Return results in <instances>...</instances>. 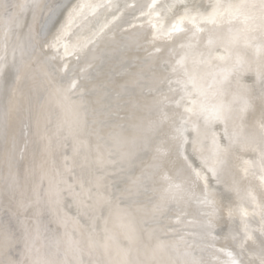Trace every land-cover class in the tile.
<instances>
[{"label": "snow or ice", "instance_id": "obj_1", "mask_svg": "<svg viewBox=\"0 0 264 264\" xmlns=\"http://www.w3.org/2000/svg\"><path fill=\"white\" fill-rule=\"evenodd\" d=\"M28 6L0 0V34L5 42L17 23L16 10ZM31 6L40 5L33 0ZM185 21L191 27L184 26ZM172 33L184 35L176 37L183 41L180 50L173 47L165 61L168 74L153 73V79L143 83L140 76L131 79L115 98L97 101L100 107L93 110L91 121L71 99L84 87L80 78L54 82L46 69L42 71L48 77L49 96L62 116L55 121L43 113L33 118L20 90L23 76L15 64V50L11 64L0 56V77L10 68L16 71L12 84L3 85L5 103L0 111V211L6 215L0 216V264H208L192 251L201 248L199 241L189 242L184 236L165 241L159 236L165 229L152 226L161 224L173 205L192 203L201 206L206 219L199 233L186 235L209 239L211 243L204 247L224 252L226 264H264V197L258 201L249 190L242 199L252 205L251 211L243 203L234 206L230 194L239 197L238 183L225 180L235 176L236 162L243 159L239 152L257 153L255 160L244 163L253 175L256 170L264 174V0L211 4L191 0L184 4L179 21L163 34L171 37ZM158 83L167 84L166 93ZM129 87L139 89L138 94L130 93ZM32 135L38 137L39 146L32 167L24 169L22 183L20 160ZM21 137L24 148H20ZM209 139L211 149L205 155ZM222 139L227 143L221 144ZM189 145L194 160L188 155ZM173 153L183 161L181 167L176 166ZM141 154L150 163L141 162L136 174L134 162ZM243 171L247 175L249 168ZM34 173L39 183L33 182L32 195L26 196L24 190ZM260 178L264 180V175ZM142 196L150 209L140 203ZM41 204L53 209L57 222L65 227L63 248L57 238L54 251L40 254L36 249L35 258L11 259L9 254L20 243L31 251L32 222L42 212ZM72 206L77 209L75 216L65 211ZM225 210L229 218L234 213L259 216L260 227L253 230L242 221L241 238L224 223ZM176 222H181L179 217ZM69 223L75 236L67 231ZM229 239L232 248L216 246V241Z\"/></svg>", "mask_w": 264, "mask_h": 264}, {"label": "bare ground", "instance_id": "obj_2", "mask_svg": "<svg viewBox=\"0 0 264 264\" xmlns=\"http://www.w3.org/2000/svg\"><path fill=\"white\" fill-rule=\"evenodd\" d=\"M7 2L9 4L27 2L29 5L16 10L18 12L17 23L7 42L0 34V56H5L11 64L13 50H15V64L22 69L21 74L23 76L20 90L26 100V106L32 108L33 118L43 113L45 117H51L55 121L62 116L56 100L49 96L50 85L46 82L48 77L42 71V69H46L54 82L66 84L73 76L80 78V83L84 87L73 94L71 99L76 102L80 114L91 121L93 110L100 107L97 101L102 99L103 102L107 103L115 98L116 93L121 92L122 86L131 79L140 76L143 83L152 80L153 73H156L157 77L168 74L166 70L169 66L165 61L170 59V52L173 47L177 51L180 50L179 43L183 41H177L176 37L184 34L179 33L168 39H163L156 34L153 36V32L151 36L149 35V22L155 31H161L162 34L167 32L173 23L179 21L183 14L184 4L190 3L191 0H184V3H178L176 0H155V4L152 1L149 5L148 0H37L39 7L31 6L33 0H7ZM214 2L215 0H205L206 4ZM231 2L238 3L239 0H231ZM173 4L175 7H168ZM119 8L120 10H118ZM154 17L159 18L154 19ZM93 20H96L98 27H105V32L96 44H91V41L88 40V36L91 34L83 36L82 42L84 44L78 52V55L80 54L78 60L67 58L73 51L70 47L64 46L63 53L57 51L59 49L57 44L64 40L70 32H74L72 30L75 26L72 29L65 28V22L66 24L75 22L79 27L78 32H86ZM127 20L132 21L131 24L127 28H121L122 24L128 23ZM184 26L191 27L187 21L184 22ZM79 42L80 38L76 44ZM157 48L160 50L157 51ZM65 65H67V71L63 70ZM15 76V69L10 68L4 77H0V111L3 110L5 103L3 85L5 83L11 85ZM158 86L162 92H167L166 83H158ZM128 91L135 95L138 94L139 89L129 87ZM13 124L15 126V120ZM41 131H44L43 121ZM216 131H220L219 126H217ZM191 135L189 133V136ZM225 143L227 141L222 139L221 144ZM38 146V137L30 136L27 148L24 150V158L20 160L22 183L24 169L32 167L33 153ZM204 147L205 155H207L211 149L210 139L205 142ZM20 148H24L23 137L20 138ZM238 154L243 159L236 162L238 167L233 169L235 176L229 175L225 177V180L230 185L234 179L238 183L239 197L235 192L230 194L233 205L237 206L243 203L251 211L252 205L244 203L242 198L247 196L249 190L257 196L258 201L264 197V180L259 175L262 183L258 182L256 176L260 172L256 170L257 174L253 175V170L249 165H243L242 162V160H255L258 154L251 151L239 152ZM188 155L190 159H195L191 153V145L188 146ZM172 159L177 161V167L183 165V161L178 159L174 153ZM141 162L143 165L150 163L148 157L141 154V157L134 162L137 165L133 169L136 174H139ZM195 162L198 166L199 161ZM244 168H249L247 175L243 171ZM208 175L211 185L215 186V181L211 180V174ZM33 182L39 183L38 173H34L28 181L27 189L24 190L26 196L32 195L31 186ZM200 184L202 187L203 182L201 181ZM19 195L18 191L16 193L17 198ZM140 203L149 209L151 208V204L143 196L140 197ZM41 208L42 212L32 222V237L29 240L31 251L26 252L24 245L20 243L9 254L11 259L24 261L35 258L38 255L36 249L40 250V254L54 251L57 238H61L60 247L63 248L62 238L66 231L65 227L57 222L53 209L44 204H41ZM200 208L201 206L196 203L179 208L173 205L172 211L165 214L162 223L152 226L165 229L166 234L165 232L159 233L160 239L165 241H178L180 236H184L185 240L189 242L199 241L202 250L201 248H194L192 251L197 257H202L207 261L208 264H226L228 257L224 252H217L211 247H204V245L211 243L209 239L201 240L198 235H186L189 232H200L201 222L206 219L201 215ZM65 211L71 216H75L77 213L75 206L65 209ZM0 216L6 218L2 211H0ZM140 216H143L142 212L137 213V217ZM223 216L227 228H231L241 238L244 235L242 221H246L250 229L254 230L260 227L259 216L241 217L234 213L229 218L226 210L223 212ZM177 217L180 218L181 222H176ZM189 220L193 223L188 224L187 221ZM136 223L139 227V219ZM109 227H113V222L110 221ZM227 228L224 229L225 233ZM115 230L119 231V229ZM67 231L75 236L71 223L68 224ZM254 235L258 236L259 232H254ZM215 243L217 247L227 244L229 248H232L230 239L228 241L218 240ZM183 248L184 245L181 244V250ZM59 258L62 259V254Z\"/></svg>", "mask_w": 264, "mask_h": 264}, {"label": "water", "instance_id": "obj_3", "mask_svg": "<svg viewBox=\"0 0 264 264\" xmlns=\"http://www.w3.org/2000/svg\"><path fill=\"white\" fill-rule=\"evenodd\" d=\"M152 1L153 0H148V5ZM118 10H120V8ZM118 10H116V12H118ZM150 10H152V8H150ZM89 18H91V17H89ZM157 18H159V17H154V19H157ZM127 22H128L127 24L126 23L125 24H122L121 28H127L131 24L132 21L127 20ZM149 23H150V25H149V28H150V32L149 33L150 34L149 35L152 36V32H153V36H155V34H156V36H160L161 38L163 37V39H168L169 38V36L162 34L161 31H155V29L152 28L151 22H149ZM97 24L98 23L96 22V20H93V22L90 24V26H89V28H88V30L86 32H78L79 31V27L77 26V24L75 22L72 23V24H70V23L69 24H66V22H65V26H64L65 28L72 29L73 26H75L73 28V30H72V32L73 31L74 32L73 33L70 32V34L67 37H65L64 40H62L61 42L58 43L59 45L57 44V46H58L57 48H59V49H57V51L59 50V52H62V50L64 49V46L70 47V48H72L73 51L71 50L72 52L68 55L67 58H72L74 60H78V58H80V54L78 55V52H80V48L84 44V42H82L83 36L88 35V34H91V35L88 36V40L91 41V44H96L99 41V39L103 36V34L105 32L104 31L105 30V27L104 28H100V27H98L99 25H97ZM77 28H78V30H77ZM170 29H171V26L168 29V31ZM158 32L161 33V34L160 35H157ZM163 33H165V32H163ZM177 34H179V33H172V36L177 35ZM75 37H77V38H75ZM78 38H80V42L78 44H76V42H78ZM242 162H243V165H244L245 164L244 163V160H242ZM259 175L261 176L263 174H261V173L258 174L256 176V180H258V182H261L262 183V181L259 178L260 177ZM237 232H239V231H237Z\"/></svg>", "mask_w": 264, "mask_h": 264}]
</instances>
